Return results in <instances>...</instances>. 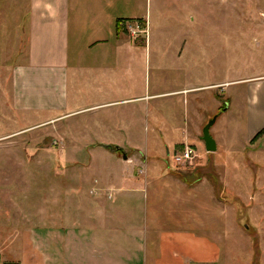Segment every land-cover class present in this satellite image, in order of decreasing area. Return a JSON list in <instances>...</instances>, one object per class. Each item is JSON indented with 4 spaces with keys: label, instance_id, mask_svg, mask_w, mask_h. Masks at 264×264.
<instances>
[{
    "label": "rangeland",
    "instance_id": "rangeland-1",
    "mask_svg": "<svg viewBox=\"0 0 264 264\" xmlns=\"http://www.w3.org/2000/svg\"><path fill=\"white\" fill-rule=\"evenodd\" d=\"M157 3L150 11L143 0L148 45L136 62L142 88L152 94L234 83L159 98L141 126L120 134V147L88 145L86 130L70 122L22 136L44 137L26 152L0 142V264H145L148 253L156 257L153 239L162 231L210 234L214 210L222 218L220 264H264V130L249 141L256 123L246 113L249 88L264 77V0ZM15 12L10 32L19 26ZM255 94L251 111L264 125V79ZM215 116L210 135L228 154L207 153L201 141ZM2 122L0 134L9 132ZM151 126L162 133L154 152ZM169 128L190 130L191 145L183 146L191 147L192 160L167 154L177 150L164 145L166 133L174 136ZM180 207L188 223L177 227ZM202 218L210 224L193 225Z\"/></svg>",
    "mask_w": 264,
    "mask_h": 264
},
{
    "label": "crops",
    "instance_id": "crops-1",
    "mask_svg": "<svg viewBox=\"0 0 264 264\" xmlns=\"http://www.w3.org/2000/svg\"><path fill=\"white\" fill-rule=\"evenodd\" d=\"M145 1L148 5V0ZM154 1L158 2V7L161 0ZM0 3V7H6L5 15L0 9V24L4 23L0 25V118L4 119L5 127L9 124V132L0 134V142L9 140L10 148L21 146L26 152L31 145H42L43 130L51 124L59 127L63 122L86 130L84 140L88 145L120 147L125 143L119 141L120 134L141 126L143 114L149 113V107L154 113L158 110L159 98L187 97L199 90L221 89L234 83L219 82L178 91L154 88L152 94L147 85L143 89L141 73L136 71L141 50L148 45V22L144 19L148 10L145 7L143 12V0H0ZM9 8L16 10L19 25L11 32L12 14L9 12L13 9ZM148 8L150 11L156 8L153 0H149ZM136 32L143 33L145 38L141 39ZM262 79L264 77L255 79L256 86L251 85L248 90L247 118L252 116L256 123L247 135L249 141L264 130V125L258 122L260 115L251 111V101L258 95L255 91ZM183 101L186 102L185 98ZM191 121L193 123L194 119ZM148 129L155 136L149 145L154 152L156 141L160 140L157 136L162 133L156 126ZM37 130L38 137L20 139ZM171 130L174 136L170 139V133H166L164 145H177L176 153L167 152L176 161L186 149H191L183 146L191 145L190 130L168 129ZM215 143L217 151H222V144L216 139ZM223 151L228 154L224 148ZM213 198L212 205L221 211V196ZM178 210L180 213L173 222L177 227L185 226L188 217L184 209ZM213 222L214 226L209 228L212 236L183 227L160 232L157 239H153L158 248L156 257L148 253L144 263L220 264L222 218L215 210ZM208 223L202 218L193 225L206 227Z\"/></svg>",
    "mask_w": 264,
    "mask_h": 264
},
{
    "label": "water",
    "instance_id": "water-1",
    "mask_svg": "<svg viewBox=\"0 0 264 264\" xmlns=\"http://www.w3.org/2000/svg\"><path fill=\"white\" fill-rule=\"evenodd\" d=\"M215 121L216 116L213 117L202 129L201 141L203 142L204 149L207 153H214L217 151L215 140L210 135V128L214 125ZM123 159H126V157L123 156Z\"/></svg>",
    "mask_w": 264,
    "mask_h": 264
},
{
    "label": "built area",
    "instance_id": "built-area-1",
    "mask_svg": "<svg viewBox=\"0 0 264 264\" xmlns=\"http://www.w3.org/2000/svg\"><path fill=\"white\" fill-rule=\"evenodd\" d=\"M191 157H192V150H191V149H186V150L183 152L182 157H178V158L176 159V161H180V160H182V159L187 160V159H189V158H191Z\"/></svg>",
    "mask_w": 264,
    "mask_h": 264
},
{
    "label": "trees",
    "instance_id": "trees-1",
    "mask_svg": "<svg viewBox=\"0 0 264 264\" xmlns=\"http://www.w3.org/2000/svg\"><path fill=\"white\" fill-rule=\"evenodd\" d=\"M119 26V23H117V27ZM261 134V133H260ZM254 140H255V138H254Z\"/></svg>",
    "mask_w": 264,
    "mask_h": 264
}]
</instances>
